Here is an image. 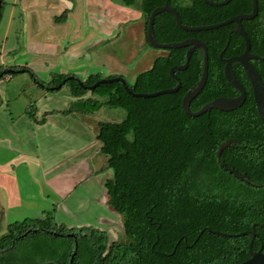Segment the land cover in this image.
I'll return each instance as SVG.
<instances>
[{
  "label": "trees",
  "instance_id": "1",
  "mask_svg": "<svg viewBox=\"0 0 264 264\" xmlns=\"http://www.w3.org/2000/svg\"><path fill=\"white\" fill-rule=\"evenodd\" d=\"M188 2L183 5L179 0H121L123 6L139 5L146 20V38L149 15L165 3L175 8L182 24L191 27L217 24L251 12V0H231L218 7L203 0ZM263 18L264 0H258V15L242 22L250 53L259 57L264 55ZM233 28L234 24H230L215 30L186 32L167 12L155 17L153 30L158 43L195 37L207 47L208 76L204 88L190 103L192 112L215 98L238 94L225 80L224 61L219 58L228 40L223 59L244 51V40L232 33ZM186 50H163L166 55L155 59L152 68L141 73L134 85L125 86L142 94L175 87L177 83L169 70L185 63ZM253 66L264 84V61H253ZM12 70L16 74L20 71ZM21 70L46 91L66 86L77 99L67 113L93 114L102 106L125 111L126 116L119 123L100 122L96 134L100 153L107 158V169L112 172L104 182L106 204L120 216L124 240L109 242L106 231L92 227L58 225L54 213L44 212L42 219H25L7 227L6 234L0 236V264H21L31 257L28 248L40 245L46 249H37L43 255L37 264H68L74 250L72 264H240L249 258L252 235L228 237L211 231L234 235L252 231L257 235L252 251L262 248L264 252V157L249 152L234 158L235 162L219 165L231 150L227 147L217 159L218 148L226 140L264 134L251 87L239 64L233 65V71L245 91L244 104L229 112L211 110L196 118L184 114L181 101L201 78L200 49L192 53L184 71L175 72L181 85L178 92L154 98L133 97L119 82L99 85L89 92L87 87L100 80L97 76L81 82L54 75L51 83L44 84L31 70ZM155 86L160 87L150 90ZM87 93L90 97L83 99ZM28 237L30 244L19 246Z\"/></svg>",
  "mask_w": 264,
  "mask_h": 264
},
{
  "label": "crops",
  "instance_id": "2",
  "mask_svg": "<svg viewBox=\"0 0 264 264\" xmlns=\"http://www.w3.org/2000/svg\"><path fill=\"white\" fill-rule=\"evenodd\" d=\"M4 1L0 69L20 71L2 72L0 79V231L6 234L18 219H42L44 212H52L58 225L92 227L110 235L108 215L115 213L107 209L104 182L112 174L96 139L102 121L95 117L105 106L93 114L67 113L77 99L66 86L46 91L28 83L21 96L22 87L10 83L16 75L29 79L23 68L44 84L54 75L81 82L90 76L125 78L133 70L123 68L124 61L144 68L130 76L126 83L132 86L164 52L148 48L139 5L124 8L121 0Z\"/></svg>",
  "mask_w": 264,
  "mask_h": 264
},
{
  "label": "water",
  "instance_id": "3",
  "mask_svg": "<svg viewBox=\"0 0 264 264\" xmlns=\"http://www.w3.org/2000/svg\"><path fill=\"white\" fill-rule=\"evenodd\" d=\"M230 1L231 0H222L220 2H213L210 0H203V2L205 4H207L209 6H215V7L225 6ZM164 12L171 14L173 16L177 26L181 30L186 31V32H203V31L215 30V29H218V28H221V27L233 24V23L236 25V28L234 29L233 32L235 34L240 35L244 39L245 48H244V51L241 55L232 56V57L224 60L225 65L223 68V74H224L225 80L235 90H237L239 92V95L237 97H233V98L218 97V98H215L214 100H212L211 102L206 103L197 112H192L190 110V103L202 91V89L205 86L206 80H207V76H208L207 47L203 42H201L198 39H187V40H184L181 42L168 43V44L158 43L154 38V30H153L154 20H155V17L157 15L164 13ZM257 13H258V0H251V12L249 14H239L237 16L231 17V18H229L223 22L217 23V24L191 27V26H186V25L182 24V22L178 16L177 11L174 8H172L171 6H169L168 3H165L163 6L154 9L148 17L147 41L153 48H156L159 50L182 49V48L189 46V48L185 54V59H186L185 63L183 65H180V66H173L169 70L170 77L177 82V85L173 88L163 89V90H159V91L152 92V93H146V94L133 93L127 89V87L125 86L126 81L123 78L116 77V78L101 79V80L97 81L96 83H94L93 85L87 87V90L93 91L99 85L119 82L124 86L125 90H127V92L131 96L137 97V98H154V97H157L160 95H167V94L176 93L180 89L181 85H180L178 79L175 77V72L176 71H178V72L184 71L188 67V63H189L191 54L195 50L200 49L203 51V70L201 73V78L197 82V85L195 87L191 88L182 98L181 107H182L184 114H186L187 116L196 118V117H199L205 113L210 112L211 110H217V111H221V112H229V111L235 110L237 108H240L245 102L246 94H245V91H244L242 85L240 84V82L236 78L234 71L232 69L233 63H238L241 65L242 69L245 72V75L247 76V78L249 80V83H250V86L252 89L253 101L255 104L256 112L258 114V117H259L262 125L264 126V84L261 80L259 73L257 72L255 67L250 62L251 60L264 61V55L262 57H259V56H256V55L250 53V41H249L248 37L246 36V34L244 33V31L242 29V24H241V22L243 20L248 21V20L254 19L257 16ZM228 44H229V40L227 41L224 49L221 51V53L219 55L220 59H222V55L225 52V50L227 49ZM11 73H13L11 70H7L4 72V74H11ZM231 143H232V141L228 140V141H225V142L220 144L218 151H217L218 159H220L221 152L224 149H226L227 147H229ZM233 175L235 177H237L239 180H244L246 183L250 184L249 181L245 180L242 176L238 175L237 173H233ZM211 232L215 235L228 236V237L242 236V235H245L247 233L252 235L253 237L255 236V233L252 231L243 232V233H240L238 235L224 234V233H220L218 231H211ZM252 242H253V239L250 241V244H249L250 257L240 264H264V252H262L261 250H259L257 252H252L251 251ZM75 252L76 251L74 250V252L72 253V255L69 259L68 264H72L73 258L75 256ZM43 264H57V263L47 262V263H43Z\"/></svg>",
  "mask_w": 264,
  "mask_h": 264
},
{
  "label": "rangeland",
  "instance_id": "4",
  "mask_svg": "<svg viewBox=\"0 0 264 264\" xmlns=\"http://www.w3.org/2000/svg\"><path fill=\"white\" fill-rule=\"evenodd\" d=\"M115 3H120L118 2V0H113ZM181 3H187L188 4V0H179ZM121 6H123L121 3L119 4ZM124 8H131V9H135L134 7H128V6H123ZM6 8V3L5 1L3 0L2 2V13H3V10H5ZM200 26V25H199ZM148 46V45H147ZM149 49L152 50V52H164L163 50H159V49H153V48H150L148 46ZM140 54V53H138ZM164 55L166 54V52L163 53ZM122 65H123V68H128V70H133V72H130L131 74H124L125 78H123L126 82H129V79H130V76L131 75H135L137 73H140V71H143V66L140 65V64H136V63H132V64H128L126 62H122ZM1 72H4L2 69H0ZM14 76V75H13ZM19 75H16L14 76V83H10V85L12 87L14 86H17V87H22V90L20 91V95L21 96H24V91H23V86H26V84L30 83L32 84L33 86H35V88L37 89H40L38 86H36L34 83H33V80L31 79V77H29V79L25 80V81H22V78L21 77H18ZM104 79V78H103ZM30 80V82H29ZM16 82V83H15ZM4 84H7V83H4ZM160 87V86H159ZM159 87H154L150 90H153V89H157ZM158 91V90H157ZM31 92V91H30ZM29 93V92H28ZM126 116V113L123 109H114V108H110V107H107L105 106L103 108V110L101 109L99 111V113L95 116L97 119H99L100 121L102 122H110V123H119L121 122ZM111 172V171H110ZM112 174V172H111ZM108 206V205H107ZM106 208V207H105ZM108 211L112 209L108 206ZM110 212V211H109ZM108 216H111L112 220L110 221V225L109 227L111 228V234L109 236V242H113V241H123L124 240V235H123V227H122V222H121V218L119 215L117 214H109ZM55 218V217H54ZM25 220V219H24ZM22 220V221H24ZM21 219H18V223H21L22 222ZM13 224V223H12ZM2 233V234H1ZM4 232L3 231H0V236H4L5 234H3ZM31 238L28 237L26 238L25 240H23L21 243H19V246H25V245H28L30 244L29 240ZM38 239L40 241H43L44 240V237L43 236H38ZM22 248V247H21ZM38 248H41L43 250H45V245H40V246H36V247H30L28 248V252H29V255L31 256L28 260H22L21 261V264H37L39 262V260L42 259L43 255L41 256V252H37ZM35 251L37 253H35Z\"/></svg>",
  "mask_w": 264,
  "mask_h": 264
},
{
  "label": "flooded vegetation",
  "instance_id": "5",
  "mask_svg": "<svg viewBox=\"0 0 264 264\" xmlns=\"http://www.w3.org/2000/svg\"><path fill=\"white\" fill-rule=\"evenodd\" d=\"M189 3V2H188ZM187 3H183V5H186ZM172 7V6H171ZM173 8V7H172ZM175 9V8H174ZM249 14V13H248ZM258 15V13H257ZM244 21V20H243ZM242 21V22H243ZM241 22V24H242ZM263 24H264V18L262 20ZM234 24V23H233ZM236 28V25L234 24V28L232 30V33L235 34L233 31L234 29ZM242 29H243V26H242ZM244 31V29H243ZM245 33V32H244ZM246 34V33H245ZM238 35V34H236ZM240 36V35H238ZM247 36V35H246ZM241 37V36H240ZM242 38V37H241ZM187 39H197L195 37H187L185 38L184 40H187ZM243 39V38H242ZM182 40V41H184ZM244 40V39H243ZM245 44V42H244ZM187 50L189 48L188 47H185ZM245 48V46H244ZM186 50V51H187ZM199 50V49H197ZM196 51V50H195ZM186 54V53H185ZM252 54V53H251ZM192 55V54H191ZM191 57V56H190ZM225 59H228V58H222V60L224 61ZM253 61H257V60H251V64L253 65ZM259 62V61H258ZM262 62V61H260ZM235 63H233L234 65ZM238 64V63H237ZM224 65H225V62H224ZM233 65H232V69H233ZM240 65V64H239ZM241 66V65H240ZM242 68V67H241ZM244 71V70H243ZM245 73V72H244ZM247 77V76H246ZM248 80V78H247ZM175 81V80H174ZM263 81V80H262ZM176 82V81H175ZM249 82V80H248ZM177 83V82H176ZM250 85V83H249ZM251 87V86H250ZM252 90V89H251ZM238 92V91H237ZM239 95V92L236 96H233V97H237ZM232 97V98H233ZM250 139L252 141H250ZM228 140H231L232 143L230 144V149L228 151V154L225 156V159H224V162L220 163L219 165H223V164H227V163H230L231 161H234V158H241L242 156L246 155L247 153L249 152H254V153H257V155H259L260 157H264V134H246L244 135V140L242 139H238V138H231V139H228ZM226 140V141H228ZM250 142V143H249ZM255 144V146H254ZM218 159V157H217ZM219 160V159H218ZM235 162V161H234ZM224 167V166H223ZM225 170H228L226 167H224ZM232 172V171H231ZM234 173V172H232ZM256 233H255V236L254 238L256 237ZM253 238V239H254ZM250 244V243H249ZM252 246H253V242H252ZM249 249V248H248ZM262 251V248L260 249ZM251 251H252V247H251ZM259 251V250H258ZM252 252H257V251H252ZM263 252V251H262ZM249 257H250V250H249Z\"/></svg>",
  "mask_w": 264,
  "mask_h": 264
}]
</instances>
